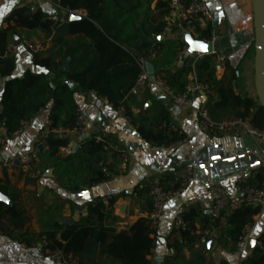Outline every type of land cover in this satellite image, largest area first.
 I'll return each instance as SVG.
<instances>
[{
	"label": "trees",
	"instance_id": "16d2710c",
	"mask_svg": "<svg viewBox=\"0 0 264 264\" xmlns=\"http://www.w3.org/2000/svg\"><path fill=\"white\" fill-rule=\"evenodd\" d=\"M55 1L62 8L81 9L86 14L76 20L67 18L55 23L44 11L37 9L32 12L31 7L23 6L14 9L6 18L7 26L0 29V77L6 79L0 123H3L6 134H15L23 122L32 120L49 105L51 126L73 129L78 112L75 94L82 90L94 91L113 106H124L125 114L137 126L143 139L159 146L181 141L183 134L161 127L169 120L165 109L159 115H153L149 109L135 114L130 105L131 90L141 72V57L156 55L165 60L160 69L157 66L153 77H159L174 94L184 90L187 75L192 70V59H185L176 70L173 68L183 42L158 38L165 28L168 4L161 0ZM17 28L39 29L46 39L51 40L52 47L56 48L54 53L44 55L37 52L33 57V64L46 69V73L27 69L22 77L13 76L16 58L9 51V38ZM209 33L210 29L203 34L208 36ZM195 70L199 79L218 95L217 105L234 102L239 108L236 116L240 117H248L251 109H256L253 124L264 129V108L251 97L236 95L232 89L237 77L235 68H231L229 77L218 80L214 56L206 55L195 61ZM68 81L77 83V87L72 89ZM69 142L67 135L49 133L48 149L37 157L54 168L62 187L79 192L84 186L109 178L100 163L106 162L110 154L117 157L116 152L105 148V143L88 138L82 141L79 150L63 157L60 149ZM263 179L264 174L260 171L251 183L258 181L262 184ZM0 192L9 199L7 203L0 201V230L18 242L31 245L20 193L7 178H0ZM114 202L113 198L108 203L99 198L90 203L86 216L72 223L55 222L52 229L40 232L37 238L42 240L45 237V248L59 249L65 255H72L79 264H104L101 261L103 257L116 264H151L157 230L144 217L127 230H109L106 224L113 216ZM259 212L258 206L236 209L228 217L227 229L219 243L235 248L245 233L246 225L253 223ZM200 214L199 208L194 206L183 213L188 227L181 231L178 239L169 242L173 253L161 264H208V246L196 247V222ZM204 221L208 222L207 217ZM262 242L264 245V239ZM185 250L190 252V258L185 256ZM242 264H264V248L257 246L253 255Z\"/></svg>",
	"mask_w": 264,
	"mask_h": 264
},
{
	"label": "crops",
	"instance_id": "0c3cea01",
	"mask_svg": "<svg viewBox=\"0 0 264 264\" xmlns=\"http://www.w3.org/2000/svg\"><path fill=\"white\" fill-rule=\"evenodd\" d=\"M205 1L214 13L216 35L214 50L222 56L224 62L222 67L217 68L218 80L229 77L231 68H235L236 78L243 76L240 80L243 89L237 86L238 81L235 79L234 93L241 97H251L258 102L254 85L252 1ZM23 6L36 7L49 16L63 14L61 6L55 0H0V29L7 26L6 18L11 12ZM176 37L177 34L168 37L160 35L158 38L177 40ZM26 41L44 55L56 51V48L52 47L51 40L46 39L41 30L17 28L9 38V51L16 58L14 77H22L27 69L36 73L47 72L46 69L40 72L39 69L42 67L33 64L34 54L26 45ZM158 57L153 55L150 58L155 70L157 66L160 69L165 63V60ZM182 65L183 62L178 60L173 68L176 70ZM156 79L160 78L156 77ZM5 81V78L0 77V112ZM75 99L78 109L87 118L88 129L85 134L70 138L73 152L79 150L82 141L106 130L112 144L127 150V165L123 168L120 157L110 154L103 168L110 173V177L103 182L84 186L79 192L62 187L57 181L54 168L40 158L35 161V167L42 170V176L38 179L30 178L24 171L1 170L0 178H7L10 185L20 193V204L28 219L26 226L32 243L26 245L18 242L0 230V264H59L47 259L41 241L37 238L38 234L52 229L55 222L72 223L81 219L87 215L90 203L99 198L115 200L113 216L107 221L106 227L115 232L129 229L138 219L147 218L152 210L150 196L139 186L146 184L152 177H160L165 186L172 187V171L179 166L189 165L194 168V181L177 197L165 204L157 228V242L150 260L151 264H161L173 253L168 246L169 235L183 207L199 208L201 214L196 227L200 229L206 223L204 219L207 216L201 209V204L209 199V183L220 182L229 191L237 193L239 176L261 166L260 148L264 147V142L261 140L249 135L211 136L198 131L196 108L204 101H209L210 95L196 94L192 96L189 105L180 106L156 81H149L142 93L133 95L130 105L135 114L149 109L153 115H159L165 109L169 117L168 122L184 135L185 141L161 146L143 139L137 126L119 110V107L113 106L94 91L77 90ZM218 101L219 97L215 103H209L213 118L225 119L236 116L239 108L234 102L228 101L217 105ZM50 109V105L43 108L31 120L25 131L8 136V146L0 154V164L12 155L31 153L35 149L45 126L50 121ZM254 116L255 114L253 118ZM75 142L77 146L74 149ZM49 169L53 170L52 176L48 174ZM255 184L261 185L258 181ZM81 193H87L88 198L80 195ZM6 200L9 202L7 197ZM253 219L248 240L250 247L247 246V242L244 251L240 252L236 247L232 248L230 244L223 246L218 241L213 249L208 248L209 252L206 254L208 264H242L243 260L253 255L257 246L264 248L262 242L264 208ZM227 221L228 219L221 220L220 238L227 229ZM185 256L190 258L188 250H185ZM101 261L104 264H116L106 257Z\"/></svg>",
	"mask_w": 264,
	"mask_h": 264
},
{
	"label": "built area",
	"instance_id": "2783aa9c",
	"mask_svg": "<svg viewBox=\"0 0 264 264\" xmlns=\"http://www.w3.org/2000/svg\"><path fill=\"white\" fill-rule=\"evenodd\" d=\"M48 1V0H45ZM168 4L169 12L165 17V28L162 33L163 36H172L177 34L176 39L183 42L184 46L181 48L178 54V60L183 62L185 59H192V70L188 73L186 78V85L184 90L179 94L174 92L161 80L156 79L147 70V64L150 62V58L141 57L139 64L141 72L138 75L135 85L131 90V94L139 95L145 90L149 81H156L162 85L166 93L174 97L176 103L180 106L189 105L191 103L192 96L196 94L210 95L209 101H204L196 108L197 113V128L198 131L211 135H232V136H244L249 135L264 142V129H259L253 124V114L255 109H251V113L248 117H230L225 119H215L212 117L209 110V103H215L218 100V95L209 87V85L203 83L195 70V61L203 58L206 55H213L216 65V69L223 66V58L215 50L211 53H203L193 51L186 42L187 36H192L196 40L212 43L214 45L216 41V35L214 31V13L208 6L205 0H161ZM60 5V4H59ZM63 14H55L51 16V19L55 23L63 22L67 18L72 16L81 17L86 14L84 10H68L62 8ZM32 12L37 10L36 7H31ZM210 29L208 36H204V31ZM27 46L32 49L33 54L38 52L37 48H34L27 41ZM232 89L236 91V85L233 81ZM3 106L1 105V111ZM119 110L125 113V107L119 106ZM30 121L23 122L18 132L25 131L30 124ZM161 127H167L170 130L179 132L176 127L170 122H164ZM88 121L86 116L78 109L76 125L73 129H66L63 127H52L51 122L45 126L42 136L36 143L35 149L31 153L12 155L5 162L0 164L1 170H13L24 171L32 179H38L42 176V172L35 167V161L39 154L45 152L48 149L47 136L49 133H55L60 136L76 137L83 135L87 132ZM180 133V132H179ZM90 138L95 139L97 142L105 143V148L110 149L111 152H116L121 159L122 167H126L128 162V152L126 149L112 144L108 139V133L106 130H102L100 133L92 135ZM181 141H185L183 138ZM8 146V135L6 134L3 123H0V154ZM60 155L66 157L73 153L71 142L68 145L60 149ZM260 155L262 157V163L260 168L250 170L237 179V193L229 191L220 182H210L208 187L209 199L201 204V209L207 216V221L200 229L195 231L197 235L196 245L207 246L210 241L215 244L220 239V223L223 219L228 217L238 208L243 206H258L261 209L264 208V179L260 186L251 183L254 176L260 171L264 174V147L260 148ZM106 162H101L100 166L103 168L106 166ZM107 169V168H106ZM107 175L110 177V173L106 170ZM171 179L173 185L176 187L165 186L163 180L160 177H152L146 184H141L140 189L147 191L152 200V210L150 211L147 219L150 226L153 229L158 228L159 221L164 213L165 204L171 201L182 193L195 179L194 168L189 165L179 166L171 173ZM105 203L108 199L103 200ZM189 207H183L180 215L175 219L171 233L169 235V241L173 242L180 237L181 231L187 229V223L183 219L182 215L188 211ZM251 224L246 225L245 233L236 245L238 251L243 252L246 244L249 240V231ZM41 246L43 251L50 261L58 262L59 264H79L78 261L72 255H65L59 249L45 248L46 238L43 237Z\"/></svg>",
	"mask_w": 264,
	"mask_h": 264
},
{
	"label": "water",
	"instance_id": "95a60500",
	"mask_svg": "<svg viewBox=\"0 0 264 264\" xmlns=\"http://www.w3.org/2000/svg\"><path fill=\"white\" fill-rule=\"evenodd\" d=\"M253 4V27H254V85L256 91V97L259 104L264 108V0H251ZM186 42L193 51L211 53L214 50V45L209 42L196 40L192 36L186 37ZM204 47L201 48L200 46ZM147 70L151 75L155 74L154 65L149 62L147 64ZM71 88L77 87V83L69 81ZM77 146V142L74 143V149ZM48 174L53 175V170L49 169ZM211 244H207L209 249H213L215 243L210 241ZM254 243L256 241L254 240ZM250 242L248 241L247 246Z\"/></svg>",
	"mask_w": 264,
	"mask_h": 264
},
{
	"label": "snow or ice",
	"instance_id": "6c2138e0",
	"mask_svg": "<svg viewBox=\"0 0 264 264\" xmlns=\"http://www.w3.org/2000/svg\"><path fill=\"white\" fill-rule=\"evenodd\" d=\"M70 19H72V20H76V19H79V17H77V16H72V17H70ZM200 47L203 48L204 46L201 45ZM39 71H40V72H44L45 69L40 68ZM80 195L84 196L85 198H88L87 193H81ZM0 201H4L5 203H7L6 197H5L3 194H0ZM166 207H167V206H166ZM257 227H259V226H257ZM209 244H211V242H209Z\"/></svg>",
	"mask_w": 264,
	"mask_h": 264
},
{
	"label": "rangeland",
	"instance_id": "374dc122",
	"mask_svg": "<svg viewBox=\"0 0 264 264\" xmlns=\"http://www.w3.org/2000/svg\"><path fill=\"white\" fill-rule=\"evenodd\" d=\"M237 79V81H238V83H236L237 84V86L239 87V88H241V79H243V76H241V77H238V78H236ZM243 88H241V90H242ZM264 145V144H263Z\"/></svg>",
	"mask_w": 264,
	"mask_h": 264
}]
</instances>
